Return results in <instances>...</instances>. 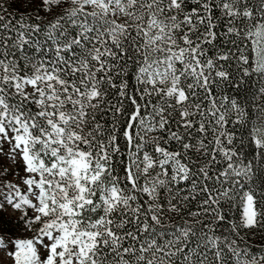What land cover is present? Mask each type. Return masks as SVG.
Listing matches in <instances>:
<instances>
[{"label":"snow or ice","instance_id":"1","mask_svg":"<svg viewBox=\"0 0 264 264\" xmlns=\"http://www.w3.org/2000/svg\"><path fill=\"white\" fill-rule=\"evenodd\" d=\"M0 264H264V0H0Z\"/></svg>","mask_w":264,"mask_h":264}]
</instances>
